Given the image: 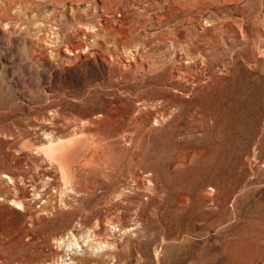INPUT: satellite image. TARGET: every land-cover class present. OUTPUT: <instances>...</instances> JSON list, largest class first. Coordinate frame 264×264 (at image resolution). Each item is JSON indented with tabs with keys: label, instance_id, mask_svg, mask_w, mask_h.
Here are the masks:
<instances>
[{
	"label": "rangeland",
	"instance_id": "rangeland-1",
	"mask_svg": "<svg viewBox=\"0 0 264 264\" xmlns=\"http://www.w3.org/2000/svg\"><path fill=\"white\" fill-rule=\"evenodd\" d=\"M73 252L264 264V0H0V264Z\"/></svg>",
	"mask_w": 264,
	"mask_h": 264
},
{
	"label": "bare ground",
	"instance_id": "bare-ground-1",
	"mask_svg": "<svg viewBox=\"0 0 264 264\" xmlns=\"http://www.w3.org/2000/svg\"><path fill=\"white\" fill-rule=\"evenodd\" d=\"M73 137V136H72ZM70 139H66V140H62V141H58V142H55V143H49L48 145L42 147V151L44 152V154H46L47 156L51 157V159L53 158L57 164L59 165L60 167V170L62 172V176L64 178H68L72 172H74L75 170V166L73 165L74 161H76V159L78 157H81L82 159H90L92 161V158L96 155H93V150L92 148H88V143L87 142V147H83V143L82 142H73L71 140V137H69ZM75 138V137H74ZM49 139V138H48ZM47 139V140H48ZM85 140V139H84ZM83 140V141H84ZM87 140V139H86ZM79 141V139H78ZM91 145V144H90ZM89 145V146H90ZM86 146V145H85ZM92 146V145H91ZM96 148V147H94ZM93 155V156H92ZM80 158V159H81ZM95 159V158H94ZM93 159V160H94ZM86 163V162H85ZM91 163V162H90ZM80 169V168H79ZM77 170V169H76ZM73 174V173H72ZM63 179V178H62ZM72 183V182H71ZM70 187V186H69ZM94 243V242H93ZM87 245V244H86ZM91 246V245H90ZM99 247V245H98ZM100 248V247H99ZM115 248V247H114ZM113 248V249H114ZM87 249H89L87 247ZM98 249V248H97ZM101 249V248H100ZM109 249V248H108ZM86 250V248H85ZM84 248H83V253L82 255L85 254V251ZM111 250V249H110ZM89 251V250H88ZM90 251L91 248H90ZM89 251V253H90ZM109 251V250H108ZM68 252V251H67ZM82 252V251H81ZM105 253V252H104ZM109 253V252H108ZM107 253V254H108ZM88 254V252H87ZM91 254V253H90ZM81 253L80 255H75L74 252L73 253H69V256L67 257L68 259H64L61 263L59 264H70L71 261H73V259H77L79 257L82 256ZM89 255V254H88ZM93 256V254H91ZM97 255V254H96ZM86 257H88L86 254H85ZM91 257V256H90ZM95 257V256H94ZM66 258V257H65ZM113 258V257H112ZM62 259V258H61ZM88 259V258H87ZM92 260H96V258H92ZM81 261V260H79ZM86 261V259H85ZM89 261V260H88ZM82 262V261H81ZM93 262V261H92ZM88 263V262H87ZM90 263V262H89ZM88 263V264H89ZM124 263V262H123Z\"/></svg>",
	"mask_w": 264,
	"mask_h": 264
}]
</instances>
